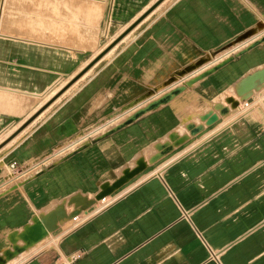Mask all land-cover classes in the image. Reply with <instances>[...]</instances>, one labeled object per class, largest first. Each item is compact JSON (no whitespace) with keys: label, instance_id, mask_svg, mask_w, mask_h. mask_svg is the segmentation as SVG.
Here are the masks:
<instances>
[{"label":"crops","instance_id":"1","mask_svg":"<svg viewBox=\"0 0 264 264\" xmlns=\"http://www.w3.org/2000/svg\"><path fill=\"white\" fill-rule=\"evenodd\" d=\"M0 6V137L22 131L0 150V255L36 211L121 182L17 264H264V75L235 93L264 70V0Z\"/></svg>","mask_w":264,"mask_h":264},{"label":"bare ground","instance_id":"2","mask_svg":"<svg viewBox=\"0 0 264 264\" xmlns=\"http://www.w3.org/2000/svg\"><path fill=\"white\" fill-rule=\"evenodd\" d=\"M262 23V22H261ZM260 26V25H259ZM263 26V25H262ZM254 32V31H253ZM257 32V31H256ZM258 33V32H257ZM261 33V32H259ZM262 35V33H261ZM259 36V35H258ZM250 37V36H249ZM253 37L255 38V36L253 35ZM257 37V36H256ZM245 38V37H244ZM253 38V39H254ZM261 38H257L255 40H253L251 43L247 44L245 47H249V45H251L253 42L260 40ZM252 40V39H251ZM261 41V40H260ZM236 51V49H235ZM231 52V50H230ZM238 51H236L237 53ZM223 53V52H222ZM221 53V54H222ZM229 58V56H227ZM225 59V58H224ZM223 58H220L218 60V62H216L215 64L212 63H206L205 58L202 57L199 62H197V70L195 72H192L191 75H187V79H189L188 81L190 83H195L198 80H200L201 78H203V76H205L206 74H208L210 71L215 69V66L219 65L223 60ZM212 60H209V62ZM200 63H202V65H200ZM223 64V63H222ZM225 64V63H224ZM185 73L184 71H181L180 74ZM189 77V78H188ZM262 77H259V79L252 77L249 80H247L243 87H242V91L244 92V95H247V93L253 91L255 89V86H258V84H260L259 82L261 81ZM257 80V81H256ZM238 85V84H237ZM236 85V87H237ZM164 92L158 96H154L152 98H150L148 100V102H146L145 104H143L142 106H139L137 108H135L133 110L132 113L128 114V116L123 118V122L121 121V123H112L111 125H109L105 131L111 130L123 123H126L130 120H132L133 118H135L136 116H138L139 114L146 112L158 105L164 104L166 102H168L169 100L172 99V97L174 95H178L181 94L182 92H184L186 90V88H184L182 86V84H178L175 86H167L166 88H164ZM236 90V88H235ZM236 93V92H235ZM237 95V94H236ZM61 96V95H60ZM237 99V98H235ZM195 109H200V106L196 103L195 104ZM227 110V108H222L221 112ZM203 111V110H201ZM201 111H199L197 114H199ZM205 113V111H204ZM207 116H210V114H207ZM206 116V117H207ZM215 115L212 114L211 119H214ZM133 121V120H132ZM11 140V139H10ZM80 144V143H79ZM65 151H62V154H64ZM57 154V153H56ZM61 155V154H60ZM59 157V156H58ZM113 187V186H111ZM109 187V188H111ZM102 188H107V187H102ZM81 196L86 197L85 195H79L78 197H76L74 199L75 202L80 203L81 202ZM87 198V197H86ZM90 199V198H88ZM69 198H67V200H61L57 202H54L53 207L52 208H44V209H40L38 211H36L35 215L33 216L34 219H38V220H42V216L43 215H48L51 211H54L55 214H53L52 216L48 217L47 220H45L44 222L46 223V227H48V229H45L46 231V235L45 237L42 239H46L48 236H50V234L53 232V228H51V225L53 224V221L56 217V212H63V215L65 214V216L63 218H58L57 222L55 224V226H57L58 224H60L63 220L67 219L70 213V208L72 207V205L69 204L68 202ZM52 203V202H51ZM97 203V202H96ZM47 207V206H46ZM65 212V213H64ZM57 218V217H56ZM31 224V222H30ZM20 231H14L10 234L9 236V240L12 243L11 246L9 248L6 249V252L2 253L0 255V257L3 259V263L2 264H14L17 263V261L25 258L28 254L30 255V253L36 249V247L40 244V241L38 242H23V241H18L20 238ZM50 240V238H49ZM51 241V240H50ZM49 241V242H50ZM46 243V242H45ZM44 243V244H45ZM47 244V243H46ZM40 248V247H39ZM38 251V250H37ZM22 262V261H21Z\"/></svg>","mask_w":264,"mask_h":264},{"label":"water","instance_id":"3","mask_svg":"<svg viewBox=\"0 0 264 264\" xmlns=\"http://www.w3.org/2000/svg\"><path fill=\"white\" fill-rule=\"evenodd\" d=\"M246 36H248V34H245L244 36L239 38V40H241L242 38H244ZM253 44H251V45H253ZM229 59H230V57L229 58H225L220 64L228 61ZM263 75H264V70H260V71L254 73V74H250V75L246 76L245 78H243L238 83V85L236 87L237 96L241 100L246 99L249 94H247V95L243 94L244 92L242 91V87H243L244 83L247 80H249L250 78H252V77H255L257 79H259V77H262L261 81L259 82V83H261L262 80H263ZM230 103H231L232 108H235V107L238 106V101H233V99L230 100ZM120 183L121 182H116L115 186L119 185ZM115 186H113V187H115ZM111 189L112 188H104L101 192H99L96 195L95 199L98 200V199L104 197L106 194H108V192ZM78 196L79 195H74V196L70 197L69 200H68L69 204L73 206V209L70 211L68 218H70L71 216L77 214L80 210L87 209L88 207H90L94 203V199H87L84 196H81V202L77 203V202L74 201V199L76 197H78ZM53 214H55L54 211H51L47 216L43 215L41 221L38 220V219L32 218L31 219V224L30 223L26 224L23 227V229L20 231V237H19L20 239L19 240L23 241V242H38V241L42 240L45 237V235H46L45 229H48V227H46V223L44 221L47 220V218L52 216ZM56 214H57L56 215L57 218L55 217V219L53 221V224L51 225V228H53L52 230H55L57 228V226H55V224L57 222V219L58 218H63L65 216V214L63 215V212H59V213L56 212ZM2 263H3V259L0 257V264H2Z\"/></svg>","mask_w":264,"mask_h":264},{"label":"built area","instance_id":"4","mask_svg":"<svg viewBox=\"0 0 264 264\" xmlns=\"http://www.w3.org/2000/svg\"><path fill=\"white\" fill-rule=\"evenodd\" d=\"M248 107V103L247 102H245V101H243V104H242V108L243 109H246ZM72 146H75V143L73 144V145H70L69 147H63V148H61L57 153L60 155V154H62V151H67L70 147H72ZM9 168L11 169V170H15L16 168H17V163L15 162V161H12L10 164H9ZM99 202L101 203V204H105L106 203V197L104 196V197H102V198H100L99 199ZM83 210H85V209H83ZM82 212V210H80L77 214H75V215H73V216H71L70 218H69V222H70V224L72 225V226H77L79 223H81L82 222V220H83V218L81 217V215H80V213Z\"/></svg>","mask_w":264,"mask_h":264},{"label":"rangeland","instance_id":"5","mask_svg":"<svg viewBox=\"0 0 264 264\" xmlns=\"http://www.w3.org/2000/svg\"><path fill=\"white\" fill-rule=\"evenodd\" d=\"M4 10H5V8H4ZM2 11H3V8L0 6V14L2 13ZM182 76H184L185 74L183 73V74H181ZM186 79H187V77H185ZM189 78V77H188ZM189 79H187V83H189V81H188ZM184 87V86H183ZM185 88V87H184ZM123 119H121V120H119V121H117V122H115V123H121V121H122ZM124 121V120H123ZM122 121V122H123ZM21 132L22 131H19L18 133H16L14 136H9V132L8 133H6V134H4V135H2L1 137H0V150H1V148H3L5 145H7V144H9L10 142H12L18 135H20L21 134ZM11 139V140H10ZM61 156V155H60ZM11 172V171H10ZM12 173V172H11ZM95 199V198H94ZM5 253V252H4ZM20 261V260H19ZM19 261H17V263L19 262ZM17 263H14V264H17Z\"/></svg>","mask_w":264,"mask_h":264}]
</instances>
